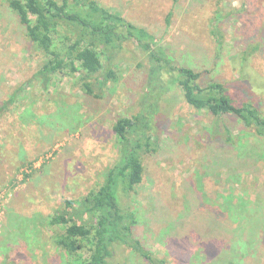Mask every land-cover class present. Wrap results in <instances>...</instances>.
<instances>
[{
  "label": "rangeland",
  "instance_id": "1",
  "mask_svg": "<svg viewBox=\"0 0 264 264\" xmlns=\"http://www.w3.org/2000/svg\"><path fill=\"white\" fill-rule=\"evenodd\" d=\"M96 1L144 28L153 48L198 72L201 85L223 83L264 115V87L238 77L246 70L264 78V0ZM212 20L219 42L210 33ZM114 57L116 79L97 74L89 81L95 95L85 93L87 80L69 69L54 74L45 89L34 77L41 53L0 0V264H65L52 240L57 229L47 220L66 200L103 183L119 160L112 126L144 111V101L158 113L132 199L136 235L169 264H264V244H256L264 240V138L195 110L176 85L143 97L147 59L132 41ZM217 213L227 229L218 233L212 260L202 262L199 241ZM173 236L183 238L185 251H172ZM126 253L111 264H148Z\"/></svg>",
  "mask_w": 264,
  "mask_h": 264
},
{
  "label": "trees",
  "instance_id": "2",
  "mask_svg": "<svg viewBox=\"0 0 264 264\" xmlns=\"http://www.w3.org/2000/svg\"><path fill=\"white\" fill-rule=\"evenodd\" d=\"M6 4L44 59L34 77L40 78L45 89L54 74L69 69L71 73H81L80 79L88 81L83 83L82 89L95 95L89 81L96 79L97 74H101L103 80H115L110 65L122 49V43L132 41L147 59V91L143 97L149 93L161 95L176 85L185 103L195 110L205 111L219 121L229 119L228 125L239 122L252 134L264 138V115L258 104L241 99L242 95L232 97L229 87L223 83L201 85L198 72L186 66H175L161 47L153 48L144 28L104 8L96 0H6ZM219 17L218 11L214 18ZM210 33L220 41L222 35L215 20H212ZM168 73H171L169 78L164 79ZM238 74L239 81L246 79L252 86L256 83L264 87L262 76H249L246 70ZM14 97L15 94L5 107ZM145 103L144 111L120 118L112 126L119 145V160L108 169L103 183L81 199L66 200L63 208L47 220L48 226L57 229L52 240L67 260L65 264H111L115 255L120 253L124 257L126 252H134L148 264H169L166 258L151 251L135 232L138 218L132 199L135 187L142 180L141 154L152 141L149 133L153 131L158 113V106L150 107ZM225 130L229 135V128ZM228 140L231 141V137ZM217 216L218 213L211 216L215 225L208 226L210 230L199 241L204 251L202 262L212 260L210 252L220 246L218 237L222 233L219 232L227 229L216 221ZM182 240L173 236L172 251L187 249ZM215 241H219L218 246ZM256 244L263 247L264 240ZM191 257L192 254L186 253L183 259L190 262Z\"/></svg>",
  "mask_w": 264,
  "mask_h": 264
}]
</instances>
